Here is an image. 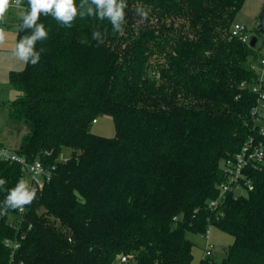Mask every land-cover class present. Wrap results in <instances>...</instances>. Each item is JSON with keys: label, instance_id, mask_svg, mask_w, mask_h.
<instances>
[{"label": "trees", "instance_id": "16d2710c", "mask_svg": "<svg viewBox=\"0 0 264 264\" xmlns=\"http://www.w3.org/2000/svg\"><path fill=\"white\" fill-rule=\"evenodd\" d=\"M244 2L126 0L116 34L107 20L78 16L68 28L41 13V60L10 71L8 114L28 127L18 152L52 176L23 212L0 216V264L12 262L7 239L20 241L13 255L24 264H190L187 233L212 224L233 242L222 260L198 264H264V161L246 168V193L208 207L226 180L223 161L259 136L256 96L242 85L259 51L231 35ZM100 115L113 117L114 136L91 130ZM22 176L0 159V203Z\"/></svg>", "mask_w": 264, "mask_h": 264}, {"label": "clouds", "instance_id": "9594fccd", "mask_svg": "<svg viewBox=\"0 0 264 264\" xmlns=\"http://www.w3.org/2000/svg\"><path fill=\"white\" fill-rule=\"evenodd\" d=\"M22 6V0H0V22L4 21L9 9L13 6ZM84 6V0L77 6L75 0H28V8L22 14V24L19 32L31 29L30 34L23 35L18 42L15 43L12 55L25 65L36 66L41 60V52L36 50L38 41H44L48 38V30L44 23H38L41 13L45 16L51 15L59 24L64 27H72L75 19L80 16L87 15L95 17L97 20H107L112 26L113 33H122V24L125 18L126 0H91L87 11L80 12L79 8ZM144 20L148 17V12L142 8L136 9ZM99 31H92V40L98 41L97 47L105 41L100 39ZM7 39L5 28L0 27V47H3ZM87 43V40H82ZM19 161L20 157H16ZM34 176L40 175L43 169L39 163L27 166ZM6 181L0 178V186L5 185ZM7 195L2 203H0V216L5 215L9 210L24 211L25 206H30L37 197V188L33 186L29 180L20 178L15 187L7 190Z\"/></svg>", "mask_w": 264, "mask_h": 264}, {"label": "rangeland", "instance_id": "374dc122", "mask_svg": "<svg viewBox=\"0 0 264 264\" xmlns=\"http://www.w3.org/2000/svg\"><path fill=\"white\" fill-rule=\"evenodd\" d=\"M263 5L264 0H245L236 15L235 22L245 24L252 35L259 26ZM25 11L26 8L24 6H13L6 14L4 21L0 22V25L7 32L6 42L3 47H0V141L13 150L19 148L23 135L28 132V127L23 119L12 118L8 114L9 102L17 94V91L9 82L10 71L20 70L25 66L23 62L12 55L17 42L19 21ZM256 47L264 48V32L258 35ZM91 130L96 134L112 137L116 134L115 121L110 115H100L92 123ZM70 153V148L65 147L62 151L61 159L68 158ZM26 179L29 180V177L27 176ZM238 191L247 192L243 188ZM209 230L210 242L214 245L210 256L205 255L207 241L204 234L187 233L188 238L194 243L192 248L194 257L190 264H198L205 257L220 261L226 256L227 249L233 242V236L213 224L209 226Z\"/></svg>", "mask_w": 264, "mask_h": 264}, {"label": "built area", "instance_id": "2783aa9c", "mask_svg": "<svg viewBox=\"0 0 264 264\" xmlns=\"http://www.w3.org/2000/svg\"><path fill=\"white\" fill-rule=\"evenodd\" d=\"M15 6V5H14ZM22 6H24L22 4ZM0 27H2L0 25ZM231 35L238 38L243 43L250 45L252 35L248 31L245 24L234 22L231 27ZM258 41V40H257ZM257 44V43H256ZM256 44L254 45L256 47ZM259 51L257 57L251 61V68L254 71V77L250 81L243 82L242 85L249 87L255 94L256 102L252 108L253 121L258 127V138H251L244 143L240 151L233 156L227 157L223 161V171L226 175V180L219 186V194L216 198L208 201V207L212 210L218 209L220 206L221 198L233 192L235 194H242L244 192L238 191L240 188L249 190L252 187L251 179L245 173L248 166L264 161V48L256 47ZM20 157L21 160H17ZM0 159L9 162L18 163L23 171V178L29 177V182L36 188H43L47 180L52 176V167L44 164V162L36 158L30 161L24 155L20 154L17 149L13 150L0 141ZM39 163L43 171L40 175L34 176L29 171L28 165ZM23 212V211H20ZM204 236L206 238L205 255L210 256L213 252L214 245L210 242V230L208 229ZM6 243L12 247V262L11 264H24L23 261L15 260L14 253L20 247L18 239H7ZM128 261L127 256L121 257L118 264H123Z\"/></svg>", "mask_w": 264, "mask_h": 264}, {"label": "water", "instance_id": "95a60500", "mask_svg": "<svg viewBox=\"0 0 264 264\" xmlns=\"http://www.w3.org/2000/svg\"><path fill=\"white\" fill-rule=\"evenodd\" d=\"M258 29L261 32H264V5H263V8H262V11H261V14H260ZM257 40H258V37L256 35L252 36L250 45L254 46L257 43Z\"/></svg>", "mask_w": 264, "mask_h": 264}]
</instances>
